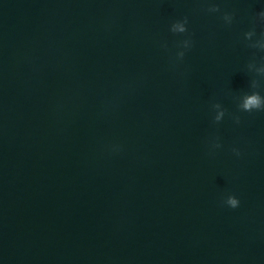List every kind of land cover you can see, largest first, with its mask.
I'll list each match as a JSON object with an SVG mask.
<instances>
[{"label":"water","instance_id":"95a60500","mask_svg":"<svg viewBox=\"0 0 264 264\" xmlns=\"http://www.w3.org/2000/svg\"><path fill=\"white\" fill-rule=\"evenodd\" d=\"M262 7L0 0V264H264Z\"/></svg>","mask_w":264,"mask_h":264},{"label":"clouds","instance_id":"9594fccd","mask_svg":"<svg viewBox=\"0 0 264 264\" xmlns=\"http://www.w3.org/2000/svg\"><path fill=\"white\" fill-rule=\"evenodd\" d=\"M260 3L264 5V0H260ZM207 12L209 14H220V19L227 26H231L235 19V13L229 11L221 12L220 5L218 3L212 2L210 7H208ZM188 17L185 16L180 19L173 20L168 27L170 33L174 35H183L188 33ZM259 28V31L257 29ZM245 37L251 39L256 37L255 43L252 45L257 52L264 54V7L259 11H255L250 19V27L245 31ZM193 46V41L191 36L188 35V39L183 40V49L177 53L181 58L186 54V51L191 49ZM255 55V54H254ZM260 60L264 61V55H260ZM250 68L253 66L250 65ZM257 74H264V63H261L259 66L255 67ZM252 87H255V82L251 83ZM217 114L215 120L219 122L224 116L225 110L222 109L219 105L216 106ZM238 113L234 116V121L236 124H240L241 118L239 113H253L264 111V94L260 91H246L241 96L240 103L238 105ZM219 146V145H218ZM121 150V146L114 144L110 147V151L118 152ZM232 152L239 157L241 155V149L239 147H233ZM222 206H225L230 209H238L241 206V200L235 194H227L221 198Z\"/></svg>","mask_w":264,"mask_h":264}]
</instances>
